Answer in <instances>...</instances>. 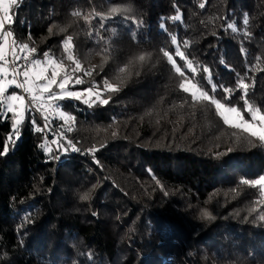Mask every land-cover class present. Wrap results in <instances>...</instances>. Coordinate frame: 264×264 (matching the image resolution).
I'll use <instances>...</instances> for the list:
<instances>
[{
  "label": "trees",
  "instance_id": "1",
  "mask_svg": "<svg viewBox=\"0 0 264 264\" xmlns=\"http://www.w3.org/2000/svg\"><path fill=\"white\" fill-rule=\"evenodd\" d=\"M9 15L17 46L36 48L32 59L47 52L68 71L74 61L92 71L73 90H102L107 80L120 91L92 108L58 102L74 117L65 125L57 116L80 152L40 148L25 113L22 135L0 155V264H264V195L240 183L264 175V145L250 146L214 106L193 102L161 52L184 70L179 46L198 68L185 74L212 95L207 66L216 98L244 78L249 103L264 111V0H17ZM243 95L231 103L245 112ZM10 118L0 114V152Z\"/></svg>",
  "mask_w": 264,
  "mask_h": 264
},
{
  "label": "snow or ice",
  "instance_id": "2",
  "mask_svg": "<svg viewBox=\"0 0 264 264\" xmlns=\"http://www.w3.org/2000/svg\"><path fill=\"white\" fill-rule=\"evenodd\" d=\"M16 3L17 0H0V12L3 13V15L0 16V30L5 28L6 22L8 24L13 22L12 16L9 15V9L12 5H16ZM200 7L204 8L205 5L201 3ZM111 11L112 13H117L120 9L113 8ZM171 19L173 21H179L181 19L179 12L171 17ZM243 24L245 26L249 24L247 15H245L243 19ZM137 26H142V22ZM161 27L163 28V25H161ZM227 27L233 33L237 32V28L233 24H228ZM49 31L51 32V29H49ZM245 35L247 36V33H245ZM12 37L13 33L11 31H0V39L3 40V43H0V114L6 116L8 113H11V132L7 137L8 142L5 143L0 155L8 154L10 150L9 144L14 145L16 140L22 135L21 126L25 123L26 112H28L29 115H31L32 112H36L43 117L45 121L44 127H35L37 133H42L45 129L49 128V117L53 114L64 120L65 125H69L70 122L74 121V117L60 110L59 101L70 98L74 101H82L84 105L92 108L93 106L108 105L112 98L111 94L120 91L119 87L114 86L107 80L104 81L102 90L96 85L86 87L83 91L69 90L70 85L85 84V80L78 75L79 73L84 72V75L88 77H92L93 75L92 71L85 72L79 61H74L71 52V36H68L64 41V50L68 53L67 60L74 61L75 63V67L72 68L71 71L66 70L63 60L60 62L52 60L49 58V53L47 52L44 53L45 59L43 63L40 59H31V54L37 51L36 48H29L27 43L17 46L16 40ZM171 43L173 45L177 44V37L175 35L171 36ZM241 51L244 52V49L242 48ZM161 52L168 64L171 65L175 73L181 78L178 88L184 93L190 94L193 102H207L214 106L216 115L223 121V124L230 128L238 129L240 132L246 134L243 139L246 140L250 146H256L252 138H256L261 145H264V111L249 103L247 99L249 85L245 83L244 78L238 79V84L235 89L219 86L226 95L223 98H216L215 93L218 91V86L212 82L213 76L211 70L207 66H203L202 71L207 74L205 80L211 85L212 95L204 90L203 86L193 82L194 77L190 79V76L185 74L186 71H189L190 74H196L198 68L194 66V60L188 59L185 52L181 51L179 46L175 48V56L185 61L184 70L177 64L173 54L163 48ZM9 53L11 54V59H9ZM21 59H23L25 63L23 66H18L16 62ZM139 60L144 61L145 56L141 55ZM9 67H11V72H9ZM49 68L52 69L50 75L48 74ZM121 72H124V69H121ZM9 75H11V79H9ZM19 77H23V80H19ZM126 78L125 76L120 80L121 85ZM13 85L18 89H22L24 93H27L29 99L26 101L23 95H18L15 92L6 95L8 88ZM241 90L244 93L241 99L243 100L245 112L250 116V119H245V112H242L239 107L231 103L235 92ZM104 93L110 94L108 98H103ZM31 123L35 125V119H32ZM67 131L71 132L72 127L68 126ZM115 135L116 133H113V136ZM240 139L241 137H237V140ZM52 143L58 144V147L62 148L65 153L69 150L72 152L81 151L71 140L67 141V146L58 141H53ZM40 148L49 153L53 151L47 143H42ZM96 151H98V149L95 147L88 149L89 153H95ZM227 151L231 152L232 149L228 148ZM218 155H223V153H219ZM240 183L243 185H251L252 187H259L261 195H264V175L259 176V178L255 180L242 179ZM80 199L88 200L89 194H82ZM259 218L264 221V215H261ZM204 219L214 220L216 217L211 212H205ZM25 221L30 223V217H25Z\"/></svg>",
  "mask_w": 264,
  "mask_h": 264
},
{
  "label": "built area",
  "instance_id": "3",
  "mask_svg": "<svg viewBox=\"0 0 264 264\" xmlns=\"http://www.w3.org/2000/svg\"><path fill=\"white\" fill-rule=\"evenodd\" d=\"M2 15L3 13L0 12V16ZM8 25L9 24L6 22L5 28L0 31H9ZM9 59H11L10 53H9ZM31 59H32V55H31ZM16 63L18 66H23L25 62L23 61V59H21L20 61H17ZM9 72H11V67H9ZM9 78L11 79V75H9ZM18 79L22 81L23 77H19ZM14 88L16 89V92L18 93V95H23L25 97L26 101L29 99L28 94L24 93L22 89H18L15 86ZM31 115L33 116L34 119H36L37 126L43 128L45 124L43 117L39 113H36V112H32ZM48 123H49V128L45 129V131L42 132L41 134L44 140L43 142L47 143L48 146L52 148L53 150L52 152L55 153L57 150L58 144L52 143L53 141L59 142L61 140L62 142H64L65 146H67V141L70 139L66 136L65 129L64 127L61 126V123L59 122V118L56 115L53 114L52 116H50Z\"/></svg>",
  "mask_w": 264,
  "mask_h": 264
},
{
  "label": "rangeland",
  "instance_id": "4",
  "mask_svg": "<svg viewBox=\"0 0 264 264\" xmlns=\"http://www.w3.org/2000/svg\"><path fill=\"white\" fill-rule=\"evenodd\" d=\"M0 43H3V40L2 39H0ZM50 59H52V60H55V59H53V58H51V57H49ZM33 59H40L41 61H42V63L44 62V57H42V58H33ZM56 61V60H55ZM51 71H52V69L51 68H49L48 69V74L50 75L51 74ZM10 79V78H9ZM54 88H55V86H54ZM69 90L70 91H83L84 89H75V90H73L71 87H69ZM57 91H58V89H57ZM13 92H15L16 94H18L15 90L14 91H9V92H7L6 93V95H10V94H12ZM61 110V109H60ZM61 111H63V110H61ZM64 112V111H63ZM245 119H250V116L247 114V117H245ZM63 122H64V120H62ZM11 129V128H10ZM11 132V131H10ZM10 132L8 133V135L10 134ZM8 135L6 136V138H5V142H4V145H5V143H7L8 141H7V137H8ZM11 144H9V146H10ZM87 151H88V149H86ZM86 150H84L83 149V152H85Z\"/></svg>",
  "mask_w": 264,
  "mask_h": 264
}]
</instances>
